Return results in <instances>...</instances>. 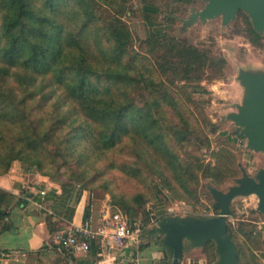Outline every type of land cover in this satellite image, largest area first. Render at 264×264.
<instances>
[{
	"label": "rangeland",
	"instance_id": "rangeland-1",
	"mask_svg": "<svg viewBox=\"0 0 264 264\" xmlns=\"http://www.w3.org/2000/svg\"><path fill=\"white\" fill-rule=\"evenodd\" d=\"M88 2L102 12L100 27L112 18L125 23L130 42L124 63L140 81L133 85L132 96L138 105L151 107L155 128L163 134L169 150L166 159L152 161L148 147L126 136L109 150L78 139L72 154L56 147L45 153L42 169L21 160L13 167L18 164L23 171L39 173L60 184L80 185L91 196L96 213L107 204L125 209L132 221L144 227L137 242L164 246L163 221L218 215L213 189L228 192L245 173L257 178L264 170V151L248 146V139L242 136L245 127L234 119L247 106L250 95L243 76H264V33L260 32V43L252 42L256 29L244 9L229 21L224 13L193 19L194 13L210 5L208 0ZM149 7L158 10L153 12ZM155 32L166 46L154 47ZM100 36L106 46H115L103 30ZM173 44L200 49L226 62L215 59L216 65H206L202 79L173 76L170 64V72L164 75L159 66L168 62L164 57ZM57 98L53 95L47 107ZM231 209L228 222L241 246L243 264H264V213L259 210L258 196H237ZM156 233H160L158 239ZM186 239L193 238H184L190 243ZM206 250L214 258V244ZM170 257L162 264L171 262Z\"/></svg>",
	"mask_w": 264,
	"mask_h": 264
},
{
	"label": "trees",
	"instance_id": "trees-1",
	"mask_svg": "<svg viewBox=\"0 0 264 264\" xmlns=\"http://www.w3.org/2000/svg\"><path fill=\"white\" fill-rule=\"evenodd\" d=\"M100 14L88 0H0V176L10 172L16 160L42 169L45 153L56 147L72 154L78 139L109 150L127 136L148 147L152 161L166 159L169 150L155 128L151 107L138 105L132 96L133 85L140 81L124 63L130 42L125 23L112 18L100 27ZM101 30L115 46L103 43ZM253 34L256 39L251 38L252 42L260 43L261 33L253 30ZM157 35L155 32L154 47L166 46ZM164 58L168 62L159 66L164 75L170 72V64L173 76L188 80L202 79V69L216 65L215 59L226 62L176 44ZM53 95L58 98L47 107ZM113 206L131 217L127 210ZM92 208L88 194L86 216ZM228 231L237 244L239 264H243L241 246L229 222ZM193 240L204 245L214 264L217 242ZM137 243L135 240L133 245ZM213 244L215 256L211 259L206 247ZM96 246L107 248L108 244L98 240L92 248Z\"/></svg>",
	"mask_w": 264,
	"mask_h": 264
},
{
	"label": "crops",
	"instance_id": "crops-1",
	"mask_svg": "<svg viewBox=\"0 0 264 264\" xmlns=\"http://www.w3.org/2000/svg\"><path fill=\"white\" fill-rule=\"evenodd\" d=\"M19 166L0 176V264H162L164 258L174 259L173 249L156 242L122 247L115 241L113 247L96 246L87 254L64 252L52 235L82 223L87 191ZM186 240L190 243L184 242L180 264H212L203 244ZM216 255L218 260L219 251Z\"/></svg>",
	"mask_w": 264,
	"mask_h": 264
},
{
	"label": "water",
	"instance_id": "water-1",
	"mask_svg": "<svg viewBox=\"0 0 264 264\" xmlns=\"http://www.w3.org/2000/svg\"><path fill=\"white\" fill-rule=\"evenodd\" d=\"M210 5L204 10L192 15L193 19L213 18L225 14V20L233 19L240 9L246 10L251 16L255 29L264 33V0H208ZM250 89L247 106L234 119L245 127L243 137L248 139V146L254 150L264 151V76H243ZM228 192L213 189L216 198L215 206L220 209L218 215L202 218H173L160 224L166 233L164 243L174 252L173 262L180 264L184 251V238L197 240L214 239L218 245L219 259L214 264H239L236 242L228 231L227 218L231 214V204L237 196L255 194L259 198V210L264 213V170L258 177L245 173ZM160 233L155 236L158 239Z\"/></svg>",
	"mask_w": 264,
	"mask_h": 264
},
{
	"label": "built area",
	"instance_id": "built-area-1",
	"mask_svg": "<svg viewBox=\"0 0 264 264\" xmlns=\"http://www.w3.org/2000/svg\"><path fill=\"white\" fill-rule=\"evenodd\" d=\"M143 233L144 228L132 221L128 214L107 204L99 213L91 212L85 216L81 224L56 231L51 239L64 252L77 255L89 253L98 240L108 247H113L115 241L122 247L132 246Z\"/></svg>",
	"mask_w": 264,
	"mask_h": 264
},
{
	"label": "bare ground",
	"instance_id": "bare-ground-1",
	"mask_svg": "<svg viewBox=\"0 0 264 264\" xmlns=\"http://www.w3.org/2000/svg\"><path fill=\"white\" fill-rule=\"evenodd\" d=\"M140 237V235L137 237V239Z\"/></svg>",
	"mask_w": 264,
	"mask_h": 264
}]
</instances>
